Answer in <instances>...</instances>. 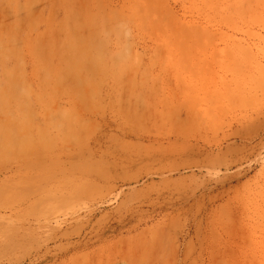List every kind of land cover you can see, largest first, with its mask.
<instances>
[{
    "label": "rangeland",
    "instance_id": "374dc122",
    "mask_svg": "<svg viewBox=\"0 0 264 264\" xmlns=\"http://www.w3.org/2000/svg\"><path fill=\"white\" fill-rule=\"evenodd\" d=\"M0 264H264V0H0Z\"/></svg>",
    "mask_w": 264,
    "mask_h": 264
}]
</instances>
